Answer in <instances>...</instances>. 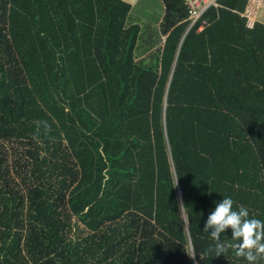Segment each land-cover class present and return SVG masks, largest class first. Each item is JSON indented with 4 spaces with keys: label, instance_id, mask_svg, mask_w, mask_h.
Segmentation results:
<instances>
[{
    "label": "trees",
    "instance_id": "16d2710c",
    "mask_svg": "<svg viewBox=\"0 0 264 264\" xmlns=\"http://www.w3.org/2000/svg\"><path fill=\"white\" fill-rule=\"evenodd\" d=\"M162 1L148 37L124 0H0V264H247L203 229L264 220V25Z\"/></svg>",
    "mask_w": 264,
    "mask_h": 264
},
{
    "label": "clouds",
    "instance_id": "9594fccd",
    "mask_svg": "<svg viewBox=\"0 0 264 264\" xmlns=\"http://www.w3.org/2000/svg\"><path fill=\"white\" fill-rule=\"evenodd\" d=\"M35 123L33 139L37 143L42 137L52 138V124L48 120H38ZM228 229L232 232L231 239L224 235ZM203 232L210 234L214 242L209 249L215 253L214 257H226L231 250L235 257L243 258L247 264L264 262V220L250 215L247 206L237 205L229 196H224L222 202L217 203L214 211L208 215ZM188 255L193 261L196 260L194 246L192 253ZM199 257L202 259V256Z\"/></svg>",
    "mask_w": 264,
    "mask_h": 264
},
{
    "label": "built area",
    "instance_id": "2783aa9c",
    "mask_svg": "<svg viewBox=\"0 0 264 264\" xmlns=\"http://www.w3.org/2000/svg\"><path fill=\"white\" fill-rule=\"evenodd\" d=\"M188 18L187 21L189 26L187 32L197 27V32L203 31L207 22L204 20V16L210 9H218L220 7V0H184ZM263 10L264 12V0H247L244 9L238 12L239 15L245 19L246 27L252 29L256 24L260 23L264 25V20H259V12ZM203 20V21H202ZM201 24L199 25V23Z\"/></svg>",
    "mask_w": 264,
    "mask_h": 264
},
{
    "label": "rangeland",
    "instance_id": "374dc122",
    "mask_svg": "<svg viewBox=\"0 0 264 264\" xmlns=\"http://www.w3.org/2000/svg\"><path fill=\"white\" fill-rule=\"evenodd\" d=\"M131 4L129 18L132 22L140 25L145 35H156L160 23L165 14V8L162 0H124ZM259 20H264V12L260 10ZM155 38V37H154ZM161 42V41H160ZM159 42V43H160Z\"/></svg>",
    "mask_w": 264,
    "mask_h": 264
}]
</instances>
